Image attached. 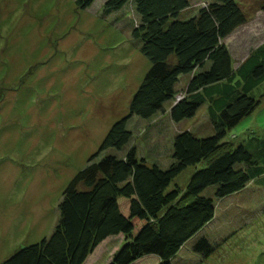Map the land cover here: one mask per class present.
<instances>
[{
	"label": "rangeland",
	"instance_id": "1",
	"mask_svg": "<svg viewBox=\"0 0 264 264\" xmlns=\"http://www.w3.org/2000/svg\"><path fill=\"white\" fill-rule=\"evenodd\" d=\"M105 1L78 9L76 0H0V264L52 234L65 187L98 151L111 126L129 115L130 101L150 67L141 41L131 35L137 20L133 6L127 3L104 15ZM235 1L247 20L224 40L234 65L264 43V0ZM189 2L182 18L212 0ZM252 96L258 106L225 137L251 152L256 140L264 139V83ZM171 104L148 120L132 115L127 120L132 138L117 154L133 147L139 159L167 168L176 133L211 134L208 103L181 122L165 113ZM187 171L170 187L176 183L185 190ZM208 189L205 194L213 195L215 186ZM233 195L221 201L232 220L220 214L218 224L209 226L214 251L203 257L188 242L175 264H264V177ZM117 245H107L86 264H107Z\"/></svg>",
	"mask_w": 264,
	"mask_h": 264
},
{
	"label": "trees",
	"instance_id": "2",
	"mask_svg": "<svg viewBox=\"0 0 264 264\" xmlns=\"http://www.w3.org/2000/svg\"><path fill=\"white\" fill-rule=\"evenodd\" d=\"M93 1L76 0V5L85 9ZM127 3L137 18L131 35L141 41L140 51L150 62L129 115L111 126L98 151L65 187L52 234L1 264H86L116 241L107 264H175L180 248L214 218L215 201L264 175V139L256 140L253 152L225 140L227 131L258 106L252 91L264 83V43L237 68L224 43L247 20L240 6L235 0H212L182 18L189 0H106L103 14ZM185 75L190 78L180 89ZM170 101L174 122L194 117L208 103L213 133H176L167 168L139 159L133 147L119 156L132 138L127 120L132 115L148 120ZM188 167L193 169L185 190L174 183L170 187ZM211 186L213 197L203 193ZM192 251L207 257L214 247L201 237Z\"/></svg>",
	"mask_w": 264,
	"mask_h": 264
},
{
	"label": "crops",
	"instance_id": "3",
	"mask_svg": "<svg viewBox=\"0 0 264 264\" xmlns=\"http://www.w3.org/2000/svg\"><path fill=\"white\" fill-rule=\"evenodd\" d=\"M231 58H232V56H231ZM245 58H243L242 60H240L238 63H236V65H234V61H233V58H232V62H233V66H234V68H237L238 66H239V64L244 60ZM189 78H190V75H185V76H181L180 77V83H179V88L181 89L183 86H185L186 85V83L188 82V80H189ZM169 110H170V107H169ZM169 110H167L165 113L166 114H169ZM189 130H191V129H189ZM191 131H193V130H191ZM195 133V132H194ZM213 133V131H212V126H211V134ZM196 135H198L197 133H195ZM210 135V134H209ZM199 136V135H198ZM191 171L192 170H188L187 172H188V175H190V173H191ZM262 177H264V175H261V177L260 178H262ZM259 178V179H260ZM252 182H256V180H251L247 185H246V187L243 189V190H241V191H239V192H237V193H234V195H240V194H243L244 192H245V190H247L248 188H251V186H252ZM174 184H176V183H174ZM206 190H209V189H206ZM206 190L203 192L204 194H205V192H206ZM213 193H214V191H213ZM206 195V194H205ZM233 195V196H234ZM206 196H211V197H213V195H206ZM230 196V195H229ZM229 196H227V197H229ZM227 197H224V198H222V199H217L216 201H217V203H218V205L216 204V209H215V215H214V218L210 221V222H208L203 228H201L190 240H188L185 244H187L188 242H191V244L192 243H194L195 241H197L199 238H201V237H205L206 239H208L209 240V242L211 243L212 242V240L210 239V238H208L207 237V235H208V233H211L210 231H209V226L210 225H212V223L213 224H218V221H217V218H218V216L220 215V214H223V215H227L228 217H229V220L231 221L232 219L230 218V215L231 214H227L228 212H229V209H227V206H222L221 205V201L223 200V199H225V198H227ZM240 198H242V197H240ZM215 201V202H216ZM210 228H213V227H210ZM215 235H216V230H215ZM226 235L224 234V235H217L216 236V240H215V242H217V241H220L222 238H224ZM185 244L180 248V250H179V252L177 253V255L175 256V258L177 257V258H179L178 257V254L181 252V250L184 248V246H185ZM175 258L173 259V260H175Z\"/></svg>",
	"mask_w": 264,
	"mask_h": 264
},
{
	"label": "built area",
	"instance_id": "4",
	"mask_svg": "<svg viewBox=\"0 0 264 264\" xmlns=\"http://www.w3.org/2000/svg\"><path fill=\"white\" fill-rule=\"evenodd\" d=\"M180 98H182V97H181V96H179V97H178V100H179Z\"/></svg>",
	"mask_w": 264,
	"mask_h": 264
}]
</instances>
